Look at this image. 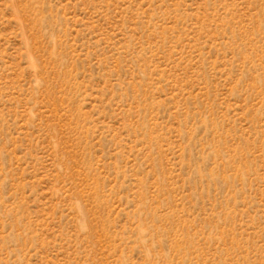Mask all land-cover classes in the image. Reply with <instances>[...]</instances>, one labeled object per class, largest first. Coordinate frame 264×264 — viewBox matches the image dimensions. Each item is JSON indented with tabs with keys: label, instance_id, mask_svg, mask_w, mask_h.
I'll return each mask as SVG.
<instances>
[{
	"label": "rangeland",
	"instance_id": "obj_1",
	"mask_svg": "<svg viewBox=\"0 0 264 264\" xmlns=\"http://www.w3.org/2000/svg\"><path fill=\"white\" fill-rule=\"evenodd\" d=\"M0 264H264V0H0Z\"/></svg>",
	"mask_w": 264,
	"mask_h": 264
}]
</instances>
